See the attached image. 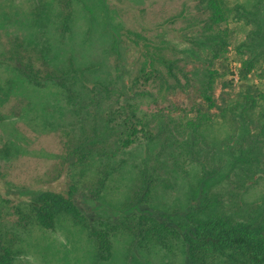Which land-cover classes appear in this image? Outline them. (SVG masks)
I'll use <instances>...</instances> for the list:
<instances>
[{
	"label": "trees",
	"instance_id": "16d2710c",
	"mask_svg": "<svg viewBox=\"0 0 264 264\" xmlns=\"http://www.w3.org/2000/svg\"><path fill=\"white\" fill-rule=\"evenodd\" d=\"M55 1V32L34 40L11 37L5 57L30 85L55 83L70 106L47 182H59L67 168L77 172L67 191L37 193L26 211L27 222L19 227L53 231L70 220L88 231L92 264L112 261L116 240L137 249L145 264H152L154 254L169 255L178 264H264V90L256 85L241 90L232 81L215 87L216 71L196 74L186 59L177 57L178 46L128 28L120 36V54L132 51L133 43L138 53L126 71L118 63L114 76L111 65L92 59L77 39L83 33L75 31L82 0ZM194 1L193 12L201 17L181 30H192L194 44L213 57L226 52L232 22L252 25L238 46L243 73L251 72L253 63L243 54L264 47V0L255 7ZM27 106V100L17 101L11 115L20 117ZM130 163L136 177L120 203L121 221L105 229L94 225L75 197L101 199L114 175ZM174 186L181 191L187 187L189 209L185 218L178 214L170 220L168 214L177 209L163 213L154 205H167L162 189ZM25 242L21 234L0 227V264H15Z\"/></svg>",
	"mask_w": 264,
	"mask_h": 264
},
{
	"label": "rangeland",
	"instance_id": "374dc122",
	"mask_svg": "<svg viewBox=\"0 0 264 264\" xmlns=\"http://www.w3.org/2000/svg\"><path fill=\"white\" fill-rule=\"evenodd\" d=\"M38 1L0 0V115L4 117L0 120V227L3 231L25 237V250L15 264H92L93 241L87 230L74 225L70 220H63L53 231L38 227L25 231L18 225L27 222L28 206L37 193L48 190L67 191L77 172V168H67L59 182H47V173L58 158L60 139L64 137L60 128L71 118L70 106L55 83H49L45 88L30 85L18 76L15 65L5 57L9 38L18 35L34 40L37 36H43L44 32L55 29L51 25L57 19L59 6L56 1L53 0V3L48 0L46 5V2L40 0L36 7ZM228 1L247 7H255L257 2ZM78 6L75 31L83 30L81 36L76 34L79 42L85 44L82 50L87 49L93 53L92 59H105L106 64L111 65L114 76L118 63L126 71L127 63L138 53L133 43L132 51L126 48L128 52L124 56L120 54V46L123 45L120 36L122 30L128 28L142 31L156 41L165 39L178 46L177 57L186 59L196 74L207 69L216 71L215 87L232 81L241 90H245V85H256L264 90V47L252 48V51L246 50L243 54L246 60L253 63L251 72L243 73L240 64L238 46L247 40L244 30L249 31L252 25L246 27L242 22H232L229 25L226 52H222L218 58L194 44L192 30H181L188 25V21H198L201 17L193 12L194 0H82ZM179 13H182L181 18L167 23L168 18ZM55 38L60 41L58 33ZM191 51H195L192 53L194 57L189 56ZM21 99L27 100L30 106L24 109L20 117L12 116V107ZM135 177L136 169L130 163L114 175L101 199L94 201L81 195L75 199L85 213L92 216L94 225L108 228L121 221L124 212L120 203ZM162 190L168 204L163 207L154 205L158 209H152L163 213L177 209V213L168 214V219L173 220L178 214L180 218H185L189 209L185 198L187 187H183V191L176 186ZM115 247V258L105 264H137L138 259V264L146 263L137 249L129 248L127 241L116 240ZM150 259L152 264H178V260L169 255L154 254Z\"/></svg>",
	"mask_w": 264,
	"mask_h": 264
}]
</instances>
